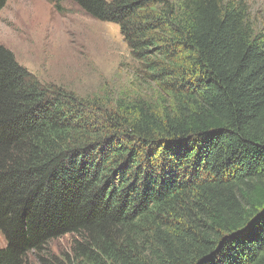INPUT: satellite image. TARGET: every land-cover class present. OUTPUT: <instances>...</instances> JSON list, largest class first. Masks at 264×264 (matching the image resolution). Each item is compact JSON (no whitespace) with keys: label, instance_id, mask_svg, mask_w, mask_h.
<instances>
[{"label":"trees","instance_id":"trees-1","mask_svg":"<svg viewBox=\"0 0 264 264\" xmlns=\"http://www.w3.org/2000/svg\"><path fill=\"white\" fill-rule=\"evenodd\" d=\"M71 1L119 26L158 102L94 116L0 44V264H264V29L247 0ZM66 235L72 256H48Z\"/></svg>","mask_w":264,"mask_h":264},{"label":"rangeland","instance_id":"rangeland-1","mask_svg":"<svg viewBox=\"0 0 264 264\" xmlns=\"http://www.w3.org/2000/svg\"><path fill=\"white\" fill-rule=\"evenodd\" d=\"M247 5V21L259 32L264 29V0H247ZM0 44L42 84L90 100L94 116L102 117L121 98L158 102L152 84L136 81L137 62L119 26L91 17L71 0L60 6L48 0H8L0 10ZM71 241V235L51 241L46 254L72 256ZM5 245L0 233V248ZM30 259L39 264L37 252Z\"/></svg>","mask_w":264,"mask_h":264},{"label":"clouds","instance_id":"clouds-1","mask_svg":"<svg viewBox=\"0 0 264 264\" xmlns=\"http://www.w3.org/2000/svg\"><path fill=\"white\" fill-rule=\"evenodd\" d=\"M4 237V236H3ZM5 238V237H4ZM5 242H6V240H5Z\"/></svg>","mask_w":264,"mask_h":264}]
</instances>
